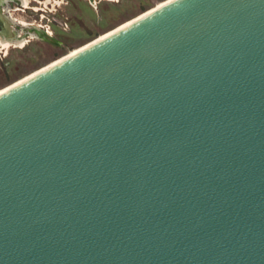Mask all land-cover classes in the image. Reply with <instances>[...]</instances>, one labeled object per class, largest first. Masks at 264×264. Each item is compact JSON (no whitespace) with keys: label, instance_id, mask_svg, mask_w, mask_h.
<instances>
[{"label":"water","instance_id":"1","mask_svg":"<svg viewBox=\"0 0 264 264\" xmlns=\"http://www.w3.org/2000/svg\"><path fill=\"white\" fill-rule=\"evenodd\" d=\"M0 264H264V0H169L1 91Z\"/></svg>","mask_w":264,"mask_h":264},{"label":"rangeland","instance_id":"2","mask_svg":"<svg viewBox=\"0 0 264 264\" xmlns=\"http://www.w3.org/2000/svg\"><path fill=\"white\" fill-rule=\"evenodd\" d=\"M58 5L47 4L51 11L36 21L48 25L60 43L52 44L26 28H19L26 39L21 46L14 44L0 48V91L50 66L83 46L102 38L134 18L169 0H59ZM50 3H54L50 0ZM42 5L36 3L35 6ZM39 11V10H38ZM24 21H31L28 11L12 13ZM53 15L52 18L50 15ZM17 39V38H16ZM1 47V44H0Z\"/></svg>","mask_w":264,"mask_h":264},{"label":"flooded vegetation","instance_id":"3","mask_svg":"<svg viewBox=\"0 0 264 264\" xmlns=\"http://www.w3.org/2000/svg\"><path fill=\"white\" fill-rule=\"evenodd\" d=\"M53 1L54 3H50V0H0V44H1L0 48L5 49L8 46L14 44H19V46L23 45L27 39L24 36H21V32L19 31L23 28H26L29 31L28 33L30 36L35 35L36 37H38L36 35L35 29H43L47 33L53 35L48 25L41 24L40 22L36 21L38 14L39 17H41L45 13L48 14V11H51L49 7L47 11L44 9V7H46L48 3L51 4L52 6L51 8H53L54 4L58 5L59 3L58 1L56 0ZM59 1L61 2L62 0ZM36 3H42V5L35 6ZM15 11L16 12L22 11L24 13L28 11L32 20L24 21L17 18L15 15L12 14ZM50 16L54 18L52 14Z\"/></svg>","mask_w":264,"mask_h":264},{"label":"bare ground","instance_id":"4","mask_svg":"<svg viewBox=\"0 0 264 264\" xmlns=\"http://www.w3.org/2000/svg\"><path fill=\"white\" fill-rule=\"evenodd\" d=\"M119 28H120V27H119ZM117 29H118V28H117ZM115 30H116V29H115ZM113 31H114V30H113ZM111 32H112V31H111ZM111 32H109V33H111ZM109 33H107V34H109ZM107 34H106V35H107ZM104 36H105V35H104ZM76 51H77V50H76ZM14 84H16V83H14ZM5 89H6V88H5ZM5 89H4V90H5ZM1 91H3V90H1ZM1 91H0V92H1Z\"/></svg>","mask_w":264,"mask_h":264}]
</instances>
